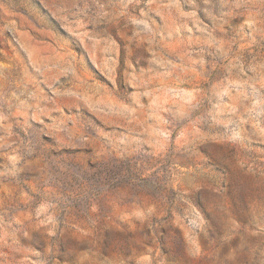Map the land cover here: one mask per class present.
Wrapping results in <instances>:
<instances>
[{
  "label": "rangeland",
  "instance_id": "374dc122",
  "mask_svg": "<svg viewBox=\"0 0 264 264\" xmlns=\"http://www.w3.org/2000/svg\"><path fill=\"white\" fill-rule=\"evenodd\" d=\"M0 264H264V0H0Z\"/></svg>",
  "mask_w": 264,
  "mask_h": 264
}]
</instances>
